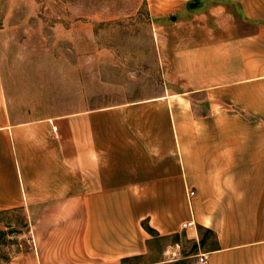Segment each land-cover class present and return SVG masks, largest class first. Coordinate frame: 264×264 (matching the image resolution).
Returning a JSON list of instances; mask_svg holds the SVG:
<instances>
[{"label": "crops", "instance_id": "crops-1", "mask_svg": "<svg viewBox=\"0 0 264 264\" xmlns=\"http://www.w3.org/2000/svg\"><path fill=\"white\" fill-rule=\"evenodd\" d=\"M188 2L143 94L93 106L85 66L67 110L16 111L0 73V212L32 234L7 264H264V0Z\"/></svg>", "mask_w": 264, "mask_h": 264}, {"label": "rangeland", "instance_id": "rangeland-1", "mask_svg": "<svg viewBox=\"0 0 264 264\" xmlns=\"http://www.w3.org/2000/svg\"><path fill=\"white\" fill-rule=\"evenodd\" d=\"M188 1L198 0L172 6L164 0H0V73L11 107L67 110L55 100L57 89L66 91L69 83L82 80L85 66L93 106L106 96L145 93L155 62L163 59L155 54V41L166 44L171 36H186L199 27L186 20L203 7H190ZM156 31L169 34L156 39ZM103 71L109 82L118 77L122 85L104 87ZM26 219L20 209L0 212V264L10 261L21 241L32 238ZM182 240L185 250L194 249L184 235ZM167 264L197 262L194 257Z\"/></svg>", "mask_w": 264, "mask_h": 264}, {"label": "built area", "instance_id": "built-area-1", "mask_svg": "<svg viewBox=\"0 0 264 264\" xmlns=\"http://www.w3.org/2000/svg\"><path fill=\"white\" fill-rule=\"evenodd\" d=\"M194 194H195V191L194 190H192V189L189 190V196L190 197L194 196ZM193 225H195V221L194 220H190L188 222L183 223L182 227L183 228H186L188 226H193ZM199 262L200 263H203V264L206 263L207 262V257L205 255H201L199 257Z\"/></svg>", "mask_w": 264, "mask_h": 264}, {"label": "trees", "instance_id": "trees-1", "mask_svg": "<svg viewBox=\"0 0 264 264\" xmlns=\"http://www.w3.org/2000/svg\"><path fill=\"white\" fill-rule=\"evenodd\" d=\"M143 225H144V227H145L147 230H149V231H151V232H154L153 228H151L146 222L143 221ZM207 231L211 232V230H207Z\"/></svg>", "mask_w": 264, "mask_h": 264}, {"label": "water", "instance_id": "water-1", "mask_svg": "<svg viewBox=\"0 0 264 264\" xmlns=\"http://www.w3.org/2000/svg\"><path fill=\"white\" fill-rule=\"evenodd\" d=\"M191 6H194V3H192V5ZM175 17H173V19H174Z\"/></svg>", "mask_w": 264, "mask_h": 264}]
</instances>
